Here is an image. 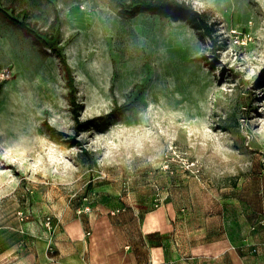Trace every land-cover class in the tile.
<instances>
[{"label":"rangeland","instance_id":"374dc122","mask_svg":"<svg viewBox=\"0 0 264 264\" xmlns=\"http://www.w3.org/2000/svg\"><path fill=\"white\" fill-rule=\"evenodd\" d=\"M184 1L216 24V47L114 0H0L38 29L58 10L81 120L100 119L76 133L59 57L0 14V73L12 70L0 79V255L74 214L157 200L176 222L169 247L191 264H233L191 249L264 231L251 229L264 218V0Z\"/></svg>","mask_w":264,"mask_h":264},{"label":"crops","instance_id":"0c3cea01","mask_svg":"<svg viewBox=\"0 0 264 264\" xmlns=\"http://www.w3.org/2000/svg\"><path fill=\"white\" fill-rule=\"evenodd\" d=\"M166 207L142 212L118 208L111 213L74 214L61 219L54 237L16 247L9 256L0 255V264H191L169 247L176 229L175 219ZM262 219V218H261ZM252 226V231L264 226ZM55 252L48 250L49 243ZM264 231L245 238L239 246L221 238L192 247L196 258L230 256L233 264H246L260 257Z\"/></svg>","mask_w":264,"mask_h":264},{"label":"trees","instance_id":"16d2710c","mask_svg":"<svg viewBox=\"0 0 264 264\" xmlns=\"http://www.w3.org/2000/svg\"><path fill=\"white\" fill-rule=\"evenodd\" d=\"M120 7L121 13H126L134 17L139 13L149 12L151 14L170 17L174 21H185L194 28L202 41L209 38L213 46H217L216 24L211 22L209 15L205 11L197 10L191 3L184 0H114ZM0 14L5 16L12 24L23 29L28 35L36 39L40 44L46 45L54 51L60 59L65 72L67 86L69 88L70 100L72 103V112L75 120L76 133L85 131L95 126L100 119L92 118L86 121L81 120L79 110L82 105L78 103L77 88L75 86V77L72 68L68 63L66 55L63 53L61 45V17L58 10L55 11V17L48 29H38L36 24L29 21V13L25 12L23 20L9 13L6 9L0 7ZM214 47V48H215ZM2 87V84L0 85ZM113 89V87H112ZM86 150V149H83Z\"/></svg>","mask_w":264,"mask_h":264},{"label":"built area","instance_id":"2783aa9c","mask_svg":"<svg viewBox=\"0 0 264 264\" xmlns=\"http://www.w3.org/2000/svg\"><path fill=\"white\" fill-rule=\"evenodd\" d=\"M12 76V70L10 68H4L1 73H0V79L1 80H7L9 79L10 77ZM160 200H157V204H156V207H160V203H159ZM51 219H49V222H48V225L51 224L50 222ZM260 224L264 226V218L261 219L260 221ZM55 245L51 242L49 247H48V250L50 251V253H54L55 252Z\"/></svg>","mask_w":264,"mask_h":264}]
</instances>
